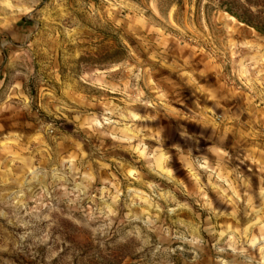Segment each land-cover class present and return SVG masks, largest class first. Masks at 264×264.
I'll return each instance as SVG.
<instances>
[{
  "label": "rangeland",
  "instance_id": "obj_1",
  "mask_svg": "<svg viewBox=\"0 0 264 264\" xmlns=\"http://www.w3.org/2000/svg\"><path fill=\"white\" fill-rule=\"evenodd\" d=\"M0 264H264V0H0Z\"/></svg>",
  "mask_w": 264,
  "mask_h": 264
}]
</instances>
